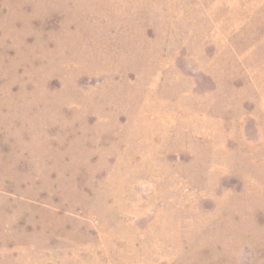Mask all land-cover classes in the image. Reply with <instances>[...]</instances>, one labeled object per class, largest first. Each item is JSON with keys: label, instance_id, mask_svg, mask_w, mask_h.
I'll list each match as a JSON object with an SVG mask.
<instances>
[{"label": "rangeland", "instance_id": "374dc122", "mask_svg": "<svg viewBox=\"0 0 264 264\" xmlns=\"http://www.w3.org/2000/svg\"><path fill=\"white\" fill-rule=\"evenodd\" d=\"M0 264H264V0H0Z\"/></svg>", "mask_w": 264, "mask_h": 264}]
</instances>
